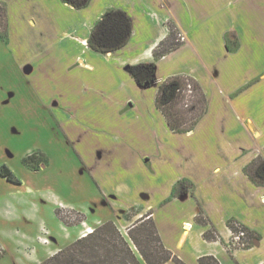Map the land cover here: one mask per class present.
<instances>
[{
  "label": "crops",
  "instance_id": "0c3cea01",
  "mask_svg": "<svg viewBox=\"0 0 264 264\" xmlns=\"http://www.w3.org/2000/svg\"><path fill=\"white\" fill-rule=\"evenodd\" d=\"M0 3L8 8V30H33L30 26H34L48 33L44 37L49 43L42 46L33 41L28 47L32 53H28L29 57L50 62L58 58L67 64L59 93L52 94L46 88L41 97L48 101L46 108L80 155L84 169L97 180L103 201L123 233L138 219L151 215L166 248L185 264H200V258L206 256L215 257L220 264H264V186L255 185L245 173L248 165L264 156V0H91L82 9L63 0ZM112 9L129 16L133 33L123 48L97 53L89 47V38L99 20ZM231 13L245 19L239 24L235 19L233 23ZM170 22L184 41L156 62L155 86L175 75L191 76L207 93L209 112L192 132L176 134L158 110L155 95V106L166 126L173 134L185 137L187 144L178 150L176 168L164 176L153 171L152 156L142 152L137 156L141 169L138 175L134 168L124 165L123 159L115 164L114 157L123 150L110 142L114 138L110 124L115 125L116 113H129L136 105L130 97L117 102L113 90L105 93L103 99L96 89L88 94L85 85L89 82L84 77L99 78L101 74L114 78L119 67L128 71V67L154 62V50L169 35ZM168 61L178 62L180 67L161 75L159 69ZM33 71L31 67L25 69L26 74ZM84 121L107 128L109 143L103 142L102 146L95 142ZM124 166L129 170L121 168ZM127 175L146 194L120 211L116 208L119 197L129 193ZM148 179L157 180L160 190L149 188ZM184 180L194 188L174 197L175 187ZM103 182L112 183L115 197ZM138 187L134 190L138 191ZM133 208L137 212L127 217ZM201 212L207 225L196 220ZM233 220L253 233L248 248L231 246L233 233L229 223ZM94 229L88 228V233ZM211 229L219 235L218 240L205 239L204 234ZM61 249L51 251L50 256ZM139 259L140 264H145L141 256Z\"/></svg>",
  "mask_w": 264,
  "mask_h": 264
},
{
  "label": "rangeland",
  "instance_id": "374dc122",
  "mask_svg": "<svg viewBox=\"0 0 264 264\" xmlns=\"http://www.w3.org/2000/svg\"><path fill=\"white\" fill-rule=\"evenodd\" d=\"M2 5L8 13L7 5ZM242 18L245 19L240 14H232L230 20L239 24ZM30 27L33 30L21 27L8 30L6 38L0 33V168H9L17 181L11 182L0 174V264H39L51 257V251L66 248L78 240L88 228L114 221L97 180L84 169L80 155L46 108L48 101L41 97L46 88L52 94L59 93L67 64L58 58L50 62L41 57H29L32 53L28 47L33 41L42 46L49 43L45 38L48 33ZM178 37L184 39L182 35ZM27 67L34 71L26 74ZM178 67V62L168 61L159 73L168 75ZM84 80L89 82L85 85L88 94L96 89L103 99L105 93L113 90L117 102L130 97L136 105L129 113L117 112L115 125L110 124L114 128L110 129L114 134L110 142L123 150L114 157L115 164L123 159L124 165L134 168L139 175L137 156L147 151L152 156L153 171L163 176L172 173L178 150L187 141L173 134L158 112L155 106L158 86L139 87L124 67L117 68L114 78L99 74V78L88 76ZM216 105L213 95L212 107ZM84 122L95 142L99 141L102 146L103 142L109 143L107 128ZM33 154H42V159L24 163V158ZM121 168L129 170L125 166ZM125 177L129 193L120 195L116 206L120 211L146 194L131 175ZM111 182L108 185L103 182V185L115 197ZM153 182L146 180L149 188L159 191V183ZM136 187L138 191L134 190ZM128 212L131 217L137 210L133 208ZM80 213L85 215L84 221Z\"/></svg>",
  "mask_w": 264,
  "mask_h": 264
},
{
  "label": "trees",
  "instance_id": "16d2710c",
  "mask_svg": "<svg viewBox=\"0 0 264 264\" xmlns=\"http://www.w3.org/2000/svg\"><path fill=\"white\" fill-rule=\"evenodd\" d=\"M64 3L76 8L87 7L91 0H63ZM169 35L154 50V62L128 67L129 74L139 87H152L156 80V62L178 49L184 40L177 27L168 23ZM0 33L8 37V13L0 3ZM133 33L132 22L122 10H108L96 24L89 38V47L101 54H108L123 48L129 42ZM156 106L164 115L172 132L187 134L192 132L209 112V98L201 83L188 75H175L159 86L156 94ZM42 154H33L24 158L29 164L42 159ZM249 179L257 186H264V156L260 155L245 168ZM0 174L11 182H17L13 173L6 166L0 168ZM194 188L189 181H180L174 190V197H180ZM83 221L86 218L80 213ZM127 217H130L127 214ZM199 224L207 225L203 212L196 218ZM237 221H231L229 227L237 232ZM251 240L253 233L241 225ZM206 240H218L219 235L214 229L204 234ZM247 245L242 248H248ZM146 264H185L164 245L156 223L151 215L138 220L124 234L114 221L104 222L91 233L61 249L53 256L39 264H140L139 256ZM200 264H220L212 256L202 257Z\"/></svg>",
  "mask_w": 264,
  "mask_h": 264
},
{
  "label": "built area",
  "instance_id": "2783aa9c",
  "mask_svg": "<svg viewBox=\"0 0 264 264\" xmlns=\"http://www.w3.org/2000/svg\"><path fill=\"white\" fill-rule=\"evenodd\" d=\"M238 228L237 232H232V242L231 246L232 247H245L247 245H250L251 240L247 239V232L242 228L241 225L237 224L236 225ZM91 233V232H90ZM89 234L88 232L84 234L86 236Z\"/></svg>",
  "mask_w": 264,
  "mask_h": 264
}]
</instances>
